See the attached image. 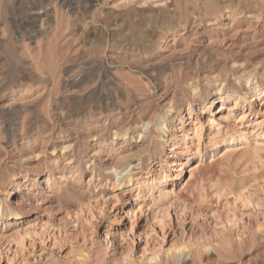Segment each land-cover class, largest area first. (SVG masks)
I'll return each mask as SVG.
<instances>
[{"label":"rangeland","instance_id":"obj_1","mask_svg":"<svg viewBox=\"0 0 264 264\" xmlns=\"http://www.w3.org/2000/svg\"><path fill=\"white\" fill-rule=\"evenodd\" d=\"M0 264H264V0H0Z\"/></svg>","mask_w":264,"mask_h":264},{"label":"bare ground","instance_id":"obj_2","mask_svg":"<svg viewBox=\"0 0 264 264\" xmlns=\"http://www.w3.org/2000/svg\"><path fill=\"white\" fill-rule=\"evenodd\" d=\"M222 98H223V95L221 96ZM224 97H226V99H232L233 101H234V103H237V99L236 98H234L233 96H230V95H228V96H224ZM224 108V106L223 105H220V109H223ZM201 113H202V111H201ZM188 132V131H187ZM184 136H185V134H183ZM228 142V141H227ZM179 143H181L180 141H179V139L175 142V144L174 145H176L175 147L177 148L178 147V144ZM256 144V143H255ZM258 144V143H257ZM245 147V146H244ZM243 149V146H237L236 144H235V139H234V137L232 136V138H231V141H229L228 142V144L224 147V149L222 150V154L220 155V159L221 158H223V159H226V158H228V157H231V156H234L235 154H238L241 150ZM249 150V149H248ZM245 151V150H244ZM197 152L200 154V156H201V158H200V160H198L196 163H195V166H193L194 167V169H198V168H200V167H202L203 165H205V163H204V159H205V156H206V154H207V152H206V150H205V152L204 151H200V149H197ZM245 155V154H244ZM218 162V161H217ZM182 163L179 161V162H177L175 165H181ZM208 166V165H207ZM209 167V166H208ZM193 169V168H192ZM190 170V171H193V170ZM158 182H159V178H155ZM151 192V194H153V191L151 190L150 191ZM140 196L141 195H138V197H137V199H139L140 198Z\"/></svg>","mask_w":264,"mask_h":264}]
</instances>
